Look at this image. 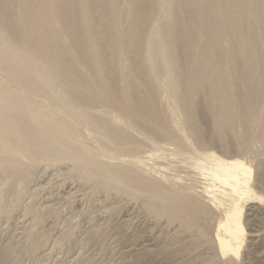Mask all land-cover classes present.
I'll list each match as a JSON object with an SVG mask.
<instances>
[{
	"label": "bare ground",
	"instance_id": "1",
	"mask_svg": "<svg viewBox=\"0 0 264 264\" xmlns=\"http://www.w3.org/2000/svg\"><path fill=\"white\" fill-rule=\"evenodd\" d=\"M161 140L175 149L157 154ZM148 143L151 159L196 170L202 190L146 169ZM198 144L249 147L264 167V0H0V218L33 217L24 239L0 241V264L35 258L53 237L39 227L60 212L36 207L42 187L31 182L64 164L88 201L101 191L142 199L239 264L264 168L256 177L243 156L199 158ZM212 206L223 213L215 239ZM86 240L107 249L100 225Z\"/></svg>",
	"mask_w": 264,
	"mask_h": 264
},
{
	"label": "rangeland",
	"instance_id": "2",
	"mask_svg": "<svg viewBox=\"0 0 264 264\" xmlns=\"http://www.w3.org/2000/svg\"><path fill=\"white\" fill-rule=\"evenodd\" d=\"M124 7L127 9L126 1L122 2L123 10H125ZM159 145L164 146L162 147L164 150H157V154L161 152L166 154L175 149V145L164 140L159 141ZM154 148L152 143H148L138 153L140 158L146 160V169L150 170L151 165L157 166L152 167L151 170L168 173L181 183H194L197 185L195 188L197 191L202 190L204 179L196 173V170L170 156H168L169 159H156V157L151 159ZM193 148L197 149L196 156L199 158L203 157L202 154L205 152H215L222 157L243 156L255 166V170L257 169L256 177H258L257 174L262 173L264 168L258 165V160L253 157L254 153L252 155L249 147L228 153L223 147L213 144H198ZM261 160H264V155ZM67 171L68 165L64 164L55 169L51 168L41 175H36L31 182V186L41 185L42 187L40 194L34 200L36 207H39V210L45 207L41 210L44 212L57 207L60 216L58 220L49 213L45 216L39 228L42 231L54 229L51 233L53 234L51 242L49 241L44 248H41L35 258L26 259L22 264H138L136 262L139 260H142L139 264H225L228 259L229 255L220 256L221 253L215 242L205 241L195 229L185 230L180 226L179 221L171 223L165 218L149 214L142 199L109 197L101 191L96 195L93 203L88 201L86 187L79 180H72ZM254 183H256V190L258 189L257 191L264 195V186L259 185L256 180ZM246 204L244 219L246 218L247 236L241 248V255L236 261L239 264H264V204L256 199ZM112 207L117 208L114 213L115 217L111 214ZM222 214V208L212 206L209 233L214 239ZM32 221L33 217L24 215L22 210H16L9 219L0 218L1 244L10 236L14 241L19 238V240L24 239ZM95 225H100L105 230L106 251L86 240ZM63 235L67 236L64 245L54 247L53 239L56 241L59 237H64Z\"/></svg>",
	"mask_w": 264,
	"mask_h": 264
}]
</instances>
